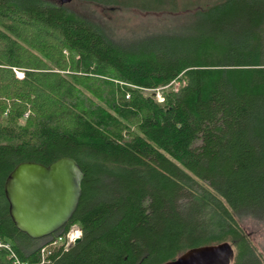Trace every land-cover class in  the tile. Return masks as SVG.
Wrapping results in <instances>:
<instances>
[{
  "label": "trees",
  "instance_id": "trees-1",
  "mask_svg": "<svg viewBox=\"0 0 264 264\" xmlns=\"http://www.w3.org/2000/svg\"><path fill=\"white\" fill-rule=\"evenodd\" d=\"M75 1L173 18L123 41L61 0H0V239L24 264L73 226L81 241L48 264H163L225 241L233 264H264L240 223L264 216V0ZM62 156L84 172L79 205L30 238L6 179Z\"/></svg>",
  "mask_w": 264,
  "mask_h": 264
},
{
  "label": "water",
  "instance_id": "water-1",
  "mask_svg": "<svg viewBox=\"0 0 264 264\" xmlns=\"http://www.w3.org/2000/svg\"><path fill=\"white\" fill-rule=\"evenodd\" d=\"M83 178L81 166L69 156L49 165L35 161L17 164L4 186L9 215L16 228L33 239L56 234L79 205ZM80 241L81 237L74 244ZM234 254L232 244L225 241L192 247L163 264H231Z\"/></svg>",
  "mask_w": 264,
  "mask_h": 264
},
{
  "label": "rangeland",
  "instance_id": "rangeland-1",
  "mask_svg": "<svg viewBox=\"0 0 264 264\" xmlns=\"http://www.w3.org/2000/svg\"><path fill=\"white\" fill-rule=\"evenodd\" d=\"M61 3L68 6L70 9L99 22L101 25L106 27L115 39L123 41L132 40L138 36L146 34L148 31L152 32V30L154 31L173 18V16L169 14L154 15L133 9L122 10L103 8L91 3L75 0H61ZM178 85L179 84L176 83L174 84V87H178ZM158 92L161 94L160 90ZM146 93L152 95L153 91H146ZM23 122L24 121L21 120V123ZM194 188L201 191L199 186H194ZM190 207L194 216L198 206L197 204H191ZM240 223L258 250L264 253V216L259 218L247 216L242 218ZM76 228L77 227H73L72 230ZM195 235V239H201L206 236L204 233H197ZM231 264H233V260Z\"/></svg>",
  "mask_w": 264,
  "mask_h": 264
},
{
  "label": "built area",
  "instance_id": "built-area-1",
  "mask_svg": "<svg viewBox=\"0 0 264 264\" xmlns=\"http://www.w3.org/2000/svg\"><path fill=\"white\" fill-rule=\"evenodd\" d=\"M14 71L16 73V76L19 79H22L24 77V74L23 72H21V70L14 68ZM148 91H153L152 96L154 95V97H156L159 102L164 101V98L158 92L159 89L158 90H148ZM73 227H77V226H73ZM72 228L65 235H58L53 238H50L47 241V243L41 247L40 261L37 264L50 263L49 258L54 248L63 247L66 250L67 248L70 247V245L74 244L77 238L81 237V230L78 227L73 230ZM0 249L6 250L7 252H9L10 257L14 259L15 264H24L23 262L19 260V258L17 257L16 253L13 251V248L9 242H6L0 239Z\"/></svg>",
  "mask_w": 264,
  "mask_h": 264
}]
</instances>
